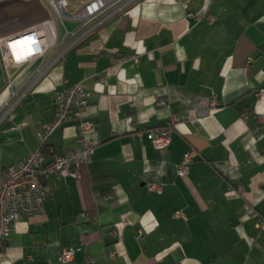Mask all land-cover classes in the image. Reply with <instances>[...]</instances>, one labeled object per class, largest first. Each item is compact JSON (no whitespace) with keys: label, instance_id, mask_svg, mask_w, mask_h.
<instances>
[{"label":"crops","instance_id":"obj_1","mask_svg":"<svg viewBox=\"0 0 264 264\" xmlns=\"http://www.w3.org/2000/svg\"><path fill=\"white\" fill-rule=\"evenodd\" d=\"M49 21L60 37L77 27L57 20L46 0H0V38ZM54 56L8 77L0 62V102L7 83L20 92ZM128 57L137 62L111 68ZM79 82L94 123L91 161L77 176L44 181L42 213L20 216L0 264H62L63 249L73 251L66 264H264V0H141L117 14L0 125V173L41 148L53 95ZM198 99L216 107L197 116ZM167 125L170 145L157 152L153 131ZM45 146L48 158L74 149L75 122ZM152 184L160 191L148 193Z\"/></svg>","mask_w":264,"mask_h":264},{"label":"built area","instance_id":"obj_2","mask_svg":"<svg viewBox=\"0 0 264 264\" xmlns=\"http://www.w3.org/2000/svg\"><path fill=\"white\" fill-rule=\"evenodd\" d=\"M83 1V0H81ZM87 7L81 14L88 11L96 2ZM141 0H106L98 4L96 9L90 11L87 17H98L99 21L86 31H81L76 27L73 31H66L62 37L58 35L57 26L54 21L41 24L33 29L14 35L0 38V62L8 77L10 70L18 68L30 61L43 59L48 52L54 51L53 60L46 66L37 69L31 82L20 92L12 91L10 83H7L4 92L7 96L0 104V125L10 120L16 106L22 101L26 94L36 85L39 79L57 63L62 57L74 49L81 41L90 35L96 28L123 12L133 4ZM56 19L61 23L69 20L77 22L82 19L80 15L70 16L67 13L68 4L65 0H46ZM81 31V32H80ZM134 60L135 57L121 58L111 68H117L122 63ZM100 83H106V77H100ZM88 93L81 82L60 91L55 92L52 97L54 105V117L51 123L43 126L41 146L46 145L52 132L62 126L67 121L75 122L76 144L74 149L67 150L60 157L48 158L43 155L42 150H36L16 164L10 165L0 173V252L4 249L8 236L13 225L23 214L35 215L43 211V183L50 177L56 180H64L68 177L77 176L78 168L81 164L91 161L95 145L87 140V135L93 130L94 123L85 115L89 106ZM157 106L164 107V100L157 101ZM197 116L209 113L210 109L216 107V102H207L198 99L193 104ZM260 123L264 122V111L258 118ZM171 126L153 131V148L157 152H162L170 145ZM49 151V148L47 150ZM193 155L186 156L177 168V175L184 177L186 167L190 163ZM160 186L148 185L147 192H159ZM181 216L180 212L174 214ZM114 235L115 233L112 232ZM111 258L114 253H110ZM73 258V251L63 249L60 251L58 260L62 264L69 263Z\"/></svg>","mask_w":264,"mask_h":264},{"label":"rangeland","instance_id":"obj_3","mask_svg":"<svg viewBox=\"0 0 264 264\" xmlns=\"http://www.w3.org/2000/svg\"><path fill=\"white\" fill-rule=\"evenodd\" d=\"M68 4V8H67V13L70 16L73 15H80L87 7H89L92 2L94 0H65ZM101 18V15H99L98 17H82V19H79V21L74 22L77 27H79V29L81 31H86L88 29H91ZM69 22V20H67ZM67 21H65V25L69 28H71V24L67 23ZM80 31V32H81Z\"/></svg>","mask_w":264,"mask_h":264},{"label":"bare ground","instance_id":"obj_4","mask_svg":"<svg viewBox=\"0 0 264 264\" xmlns=\"http://www.w3.org/2000/svg\"><path fill=\"white\" fill-rule=\"evenodd\" d=\"M104 2H106V0H99V1H97L96 4L93 5L92 8H90L88 11L84 12L83 14H81L80 17H82V16H84V17L87 16L88 13H89L90 11H93L94 9H96V7L98 6V4H100V3H104ZM6 96H7V94H6ZM6 96H5V97H6ZM5 97H4V98H5ZM4 98L2 99V101L4 100ZM2 101L0 102V104L2 103Z\"/></svg>","mask_w":264,"mask_h":264},{"label":"trees","instance_id":"obj_5","mask_svg":"<svg viewBox=\"0 0 264 264\" xmlns=\"http://www.w3.org/2000/svg\"><path fill=\"white\" fill-rule=\"evenodd\" d=\"M42 151H47L48 150V147H46L45 145L44 146H41L40 148Z\"/></svg>","mask_w":264,"mask_h":264}]
</instances>
